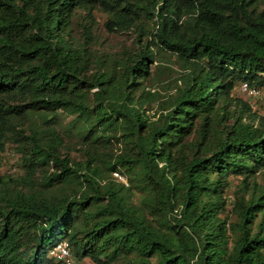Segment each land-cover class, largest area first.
<instances>
[{
  "label": "trees",
  "instance_id": "16d2710c",
  "mask_svg": "<svg viewBox=\"0 0 264 264\" xmlns=\"http://www.w3.org/2000/svg\"><path fill=\"white\" fill-rule=\"evenodd\" d=\"M95 11L133 33L108 66L89 46ZM172 57L161 100L145 82ZM243 82L264 97V0H0V166L13 142L24 169L0 175V264H64L48 256L61 240L73 264H264V114ZM59 111L81 161L62 151ZM112 138L122 152L101 154Z\"/></svg>",
  "mask_w": 264,
  "mask_h": 264
},
{
  "label": "rangeland",
  "instance_id": "374dc122",
  "mask_svg": "<svg viewBox=\"0 0 264 264\" xmlns=\"http://www.w3.org/2000/svg\"><path fill=\"white\" fill-rule=\"evenodd\" d=\"M83 21L82 16H78L74 21L73 35L80 39L81 28L80 24ZM106 15L101 11H95V23L91 26L92 40L89 44L90 50L93 55L99 56L103 59L104 65L108 66L109 62L113 57L119 55V53L124 48H131L133 46V33L128 32H108L105 28ZM168 69H163L162 73H157L156 71L152 75V78L145 82L147 89L156 91L161 95V100H165L166 95L168 94V85L172 80L178 76L180 71L179 64L176 62L175 58H171L170 61L165 63ZM170 68V69H169ZM154 67L152 71H154ZM157 73V74H156ZM235 94L238 92L236 90ZM243 99L248 100L255 111L260 114H264V97H255L248 98L247 96L242 97ZM157 102L152 103V108L147 112L151 117H156L158 114ZM32 123H35L40 127L41 120L34 115L32 116ZM28 124H25L23 129L27 130ZM32 124L31 126H33ZM73 125H77L74 122V116L68 114L65 111L58 112V124L55 126L58 133L62 136L64 140V146L62 151L66 153L71 159L76 161H81L85 158L83 154V145L80 138L81 132L78 128H74ZM119 136V135H118ZM123 150V143L119 138H112L111 142L107 145L102 144L99 148L101 154H107L106 156L118 155ZM102 155H100L101 157ZM105 156V157H106ZM39 173V172H38ZM35 175V179H39V174ZM24 174V169L21 164V152L16 143L8 142L5 145V150L2 152V163L0 166V175L6 177H18ZM119 174L124 178V184L129 186L130 182L126 174ZM112 177H115L114 174ZM116 178V177H115ZM118 180V179H117ZM231 184L226 189L225 197L228 202L227 206V215L228 219L233 220V215L230 213L232 207V202L234 200V193L237 189L238 182L240 178H230ZM129 200L137 202L140 199V193L133 190L132 194H128ZM123 260H119L116 264H123ZM74 264H93L89 258L83 259L81 262L75 261Z\"/></svg>",
  "mask_w": 264,
  "mask_h": 264
},
{
  "label": "built area",
  "instance_id": "2783aa9c",
  "mask_svg": "<svg viewBox=\"0 0 264 264\" xmlns=\"http://www.w3.org/2000/svg\"><path fill=\"white\" fill-rule=\"evenodd\" d=\"M239 91L247 95L248 97H259L261 95V90L255 87H250L246 82H243L238 87ZM114 176L124 182V178L117 172ZM48 256L54 258L57 261H61L64 264H73L70 245L67 240H61L57 242L48 251Z\"/></svg>",
  "mask_w": 264,
  "mask_h": 264
}]
</instances>
